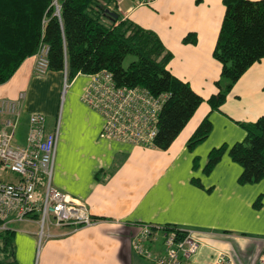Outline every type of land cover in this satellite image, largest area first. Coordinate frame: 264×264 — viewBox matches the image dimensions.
<instances>
[{"label":"crops","instance_id":"0c3cea01","mask_svg":"<svg viewBox=\"0 0 264 264\" xmlns=\"http://www.w3.org/2000/svg\"><path fill=\"white\" fill-rule=\"evenodd\" d=\"M107 8L156 32L171 53L170 72L203 101L165 150L104 138L102 116L82 98L89 75L78 73L64 84V71L36 74L35 55L26 58L0 84V97L25 93L18 123L26 133L32 113L45 115L47 131L59 120L52 185L83 201L97 221L72 232L50 227L53 235L39 247L37 221H14L9 225L14 261L152 264L131 246L138 224L150 223L201 232V245L189 264H212L214 249L227 253L234 264H255L264 246V179L238 182L241 166L227 150L209 172L204 166L213 147L243 140L241 124L264 115V58L248 67L218 109H210L206 99L217 92L220 74L212 52L225 10L222 0H156L150 6L111 0ZM188 33H194L195 43L183 41ZM204 117L212 129L190 149L187 141ZM259 195L261 203L255 206ZM156 236L146 245L161 251Z\"/></svg>","mask_w":264,"mask_h":264},{"label":"trees","instance_id":"16d2710c","mask_svg":"<svg viewBox=\"0 0 264 264\" xmlns=\"http://www.w3.org/2000/svg\"><path fill=\"white\" fill-rule=\"evenodd\" d=\"M109 3L111 0H0V84L46 45L47 69L64 71L66 81L78 73L90 75L107 69L117 85L143 87L155 96L169 93L153 139L154 147L165 150L203 97L170 72L171 53L156 32L120 19L107 10ZM222 3L225 10L212 52L220 64V74L215 81L217 92L206 99L210 109H218L248 67L264 58V0ZM183 41L195 43L196 36L188 33ZM128 54L135 59L123 66ZM221 78L227 79L224 84ZM241 125L245 129L243 140L230 147H213L204 170L209 172L227 150L241 166L238 182H258L264 179V115ZM211 129L210 120L204 117L189 137L188 148L202 142ZM260 203L261 195L254 205ZM166 226L169 229L170 225ZM13 236L10 229L0 230V264H16Z\"/></svg>","mask_w":264,"mask_h":264},{"label":"built area","instance_id":"2783aa9c","mask_svg":"<svg viewBox=\"0 0 264 264\" xmlns=\"http://www.w3.org/2000/svg\"><path fill=\"white\" fill-rule=\"evenodd\" d=\"M156 0H136L137 5L150 6ZM47 46L42 45L35 55L34 70L44 74L47 69ZM84 89V102L103 118L100 136L147 147L154 146L160 111L169 93L152 95L143 87L117 85L107 69L90 74ZM66 81V74L65 80ZM24 92L16 98L0 97V230L10 223L34 219L39 229L38 247L52 236L50 227L66 228L68 232L96 223L87 205L52 185L55 153L59 135V120L51 131L46 130V117L32 113L23 145L13 142V134L21 114ZM12 173L15 180H3ZM132 237L133 251L152 264H189L201 241L197 232L170 225L140 223ZM160 235L162 250L146 245ZM212 264H234L232 258L214 249ZM255 264H264V246Z\"/></svg>","mask_w":264,"mask_h":264},{"label":"rangeland","instance_id":"374dc122","mask_svg":"<svg viewBox=\"0 0 264 264\" xmlns=\"http://www.w3.org/2000/svg\"><path fill=\"white\" fill-rule=\"evenodd\" d=\"M133 59H135V55H133V54L126 55L122 61L123 66H127V64ZM226 80L227 79H225V78H221V83L224 84L226 82ZM25 136H26L25 127L22 126L21 123H18V126L15 129L14 134H13L14 144L23 145ZM1 178H3V180H15L16 177L12 173H6V174L2 175ZM189 263H190V261H189ZM35 264H36V259H35Z\"/></svg>","mask_w":264,"mask_h":264}]
</instances>
